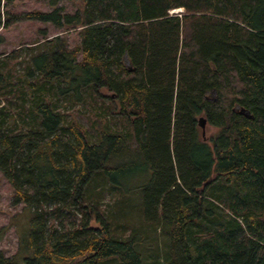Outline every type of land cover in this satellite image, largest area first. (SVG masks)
<instances>
[{
  "label": "trees",
  "instance_id": "trees-1",
  "mask_svg": "<svg viewBox=\"0 0 264 264\" xmlns=\"http://www.w3.org/2000/svg\"><path fill=\"white\" fill-rule=\"evenodd\" d=\"M15 1L62 33L1 52L0 264H264V0Z\"/></svg>",
  "mask_w": 264,
  "mask_h": 264
},
{
  "label": "rangeland",
  "instance_id": "rangeland-1",
  "mask_svg": "<svg viewBox=\"0 0 264 264\" xmlns=\"http://www.w3.org/2000/svg\"><path fill=\"white\" fill-rule=\"evenodd\" d=\"M61 3L67 10H73L78 5H80L79 0H61ZM38 7L43 8L44 6L35 0H16L11 7V10H28ZM40 29H44L43 33L40 31ZM58 33H62L61 28L55 27L47 22L25 19L18 20L9 25L6 29H0V34L3 40L0 43V54L3 52L7 53L20 44L24 45L30 43L34 39H41L44 34L49 37ZM75 34L76 30L74 29H69L67 32L63 33V35H65L68 39L69 44H72L75 40ZM24 51V49H21L19 53L15 55L16 58H13V61L15 62L20 60L21 56H25L26 53ZM2 58L3 54L0 55V59ZM17 65L18 64L16 63V66ZM71 105L72 107L70 108L73 110L75 108L79 109L80 107L79 103ZM73 110L70 109L69 112H72ZM80 111L83 110L80 109ZM71 115L75 116L76 112L71 113ZM81 118H84V116H81ZM112 118L116 119V117L113 115ZM205 127L208 132L213 129L211 126L207 125ZM11 191L12 189L8 182L0 173V248L7 256L12 255L17 248V233L15 231L13 222L15 219L20 220L23 216V203L13 205L11 203Z\"/></svg>",
  "mask_w": 264,
  "mask_h": 264
},
{
  "label": "water",
  "instance_id": "water-1",
  "mask_svg": "<svg viewBox=\"0 0 264 264\" xmlns=\"http://www.w3.org/2000/svg\"><path fill=\"white\" fill-rule=\"evenodd\" d=\"M240 112L244 113L245 115H248V111L247 110L240 109ZM197 123H198V126L201 129V134L204 135L205 134V128H206L205 127L206 126L205 117L203 115H199L198 118H197Z\"/></svg>",
  "mask_w": 264,
  "mask_h": 264
},
{
  "label": "built area",
  "instance_id": "built-area-1",
  "mask_svg": "<svg viewBox=\"0 0 264 264\" xmlns=\"http://www.w3.org/2000/svg\"><path fill=\"white\" fill-rule=\"evenodd\" d=\"M180 11H182V8H180V7H177V8H172V9H170L169 10V12H180Z\"/></svg>",
  "mask_w": 264,
  "mask_h": 264
}]
</instances>
